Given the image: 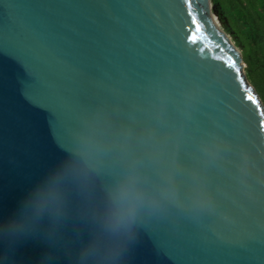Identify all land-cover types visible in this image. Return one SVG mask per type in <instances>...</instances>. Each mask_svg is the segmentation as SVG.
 I'll return each instance as SVG.
<instances>
[{"label":"clouds","instance_id":"obj_1","mask_svg":"<svg viewBox=\"0 0 264 264\" xmlns=\"http://www.w3.org/2000/svg\"><path fill=\"white\" fill-rule=\"evenodd\" d=\"M204 76L161 62L131 86L100 87L74 112L60 155L32 177L14 209L0 218V264L26 242L41 246L39 264H134L143 230L181 221L215 232L234 222L235 200L214 171L237 147L241 194L260 163L251 139L216 119L205 125ZM0 202V208H2Z\"/></svg>","mask_w":264,"mask_h":264},{"label":"water","instance_id":"obj_2","mask_svg":"<svg viewBox=\"0 0 264 264\" xmlns=\"http://www.w3.org/2000/svg\"><path fill=\"white\" fill-rule=\"evenodd\" d=\"M102 0H0V44L7 42L29 59L45 81L44 86L57 94L58 110L53 101L34 93L32 100L13 92L6 101L2 132H0V218L10 214L17 198L29 180L54 162L60 155L58 143L64 137L75 110L100 87L113 84L131 86V63L120 66L121 75L86 83L83 69L111 55L107 51L108 34L96 23L102 10L73 7L82 3H101ZM114 4L134 5L115 9L123 18L118 23L132 46L149 55L162 54L164 45L179 62L199 71L205 78L208 92L204 104L208 114L221 121L227 129L236 126L241 133H251L253 141L264 144V102L246 73L247 64L242 51L224 31L213 12L212 0H111ZM155 4L157 7H147ZM166 6V7H165ZM195 16V20H193ZM116 37L113 36L115 41ZM131 55V53H130ZM236 61L235 69L229 66ZM15 77L20 71L14 62L5 59ZM251 93L255 100H248ZM86 96V100L80 97ZM34 101V102H32ZM57 111L53 120L48 109ZM230 130V129H229ZM258 153L264 147L257 145ZM252 187L232 205L234 222L220 225L217 237L232 244L246 242L249 236H264V165L254 171ZM249 220L241 221L240 216ZM171 230L186 240L196 233L184 222L168 221ZM158 228L159 223L151 224ZM231 229V231L229 230ZM165 244L176 239L161 234ZM258 252V249H251ZM42 253L34 242L15 247L10 258L15 264H39ZM134 264H168L154 247L150 236L141 234L134 249ZM197 264H235L229 257L208 256Z\"/></svg>","mask_w":264,"mask_h":264},{"label":"snow or ice","instance_id":"obj_3","mask_svg":"<svg viewBox=\"0 0 264 264\" xmlns=\"http://www.w3.org/2000/svg\"><path fill=\"white\" fill-rule=\"evenodd\" d=\"M147 7H157L155 4H148ZM73 7L79 8H96L102 10V17L107 19L96 17V23L106 31L108 34L107 51L111 55L103 57L101 60L96 61L94 64L87 66L83 69L86 83H91L94 80L107 79L111 77H119L121 75L120 66L123 64L131 63L135 67V71L131 74L132 80L135 82L140 81L146 77L151 71H153L161 62L164 61H177L179 57L173 56L164 45V51H159L162 54L149 55L139 49H133L127 43V36L121 30L118 23H113L112 19L123 23V18L117 15L115 9L117 8H129L134 5L130 4H114L111 0H102L101 3H82L75 4ZM166 7V6H165ZM189 12H191L192 4L191 0L188 2ZM195 20V16H193ZM113 36L116 37L115 41ZM131 53V55H130ZM5 59L11 60L15 63L20 71L19 77H15L11 68L5 64ZM229 66L234 68L236 73H239L240 69L236 67V61L231 60ZM40 73H38L33 63L27 59L22 53H20L14 46L9 45L7 42L0 44V132H2L3 117L5 112L6 101L13 92H18L22 98L32 100L34 93H39L41 96L47 97L53 101V106L58 110L57 94L44 86ZM80 100H86L87 97L83 96ZM248 100H255V97L249 92L247 95ZM34 102V101H32ZM51 118L54 120L57 115V111L53 110V107L48 109ZM264 115V113H261ZM200 119L205 125H208L214 119L208 114V108L206 104L203 105V111L199 113ZM229 129L233 134L234 139L237 142L240 138H250L251 133H241L237 130L236 126L230 125ZM251 152L254 159H256L260 165H264V153H258L257 145L264 147L258 140L253 141L251 139ZM239 160L238 149H234L229 154V159L223 163L217 170L214 171V182L218 183L225 193L230 194L233 198H239L241 192L235 182V175L237 173V162ZM254 174V173H253ZM240 216L239 213H236ZM241 221H247V216H240ZM186 228L196 233L193 240H186L174 233L167 221L159 222L158 228H153L151 225L147 226L142 234L150 236L154 241V247L156 252L162 256L168 264H197L198 260L208 256H223L229 257L235 261V264H264V236L257 239L254 236H249L244 243H228L223 239L217 237V233L213 231L205 230L196 225L184 222ZM231 231V229H229ZM161 234H167L173 236L176 239L175 246L165 244L161 240ZM258 249V252L254 253L251 249Z\"/></svg>","mask_w":264,"mask_h":264},{"label":"trees","instance_id":"obj_4","mask_svg":"<svg viewBox=\"0 0 264 264\" xmlns=\"http://www.w3.org/2000/svg\"><path fill=\"white\" fill-rule=\"evenodd\" d=\"M224 31L242 51L246 73L264 102V0H212Z\"/></svg>","mask_w":264,"mask_h":264}]
</instances>
